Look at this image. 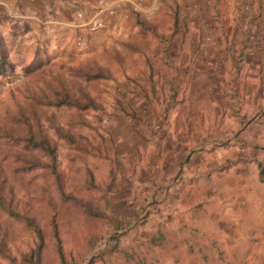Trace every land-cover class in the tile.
<instances>
[{"label": "rangeland", "instance_id": "1", "mask_svg": "<svg viewBox=\"0 0 264 264\" xmlns=\"http://www.w3.org/2000/svg\"><path fill=\"white\" fill-rule=\"evenodd\" d=\"M159 1L151 15L130 7L126 29L107 26L85 50L66 57L53 54V47L30 52L13 48L11 38L5 40L8 28L0 24L3 45L15 64L0 74L1 192L16 210L47 228L43 264H61L53 224L66 257L76 264H86L95 251L109 246L110 233L121 230V249L95 264H264V121L245 114L219 115L202 130L194 114L182 122L178 117L170 120L177 107L171 100L192 95L193 87L181 91L173 80L179 69L169 53L177 51L178 44L164 45L165 38L159 39L161 54L154 53L153 35H165L163 26L153 23ZM185 1L180 7L171 0L168 7L182 23L181 31H194L191 22L183 20L201 3ZM150 2L143 0L141 6ZM226 3L203 0L210 11L206 41L210 25L228 32L229 15L222 9ZM239 37L242 43L248 41L247 28ZM35 59L37 64L25 71L24 65ZM96 72L103 74L84 77ZM82 90L99 107L81 110L56 102L64 92L79 97ZM206 91L213 92L212 86ZM37 123L58 144L65 190L93 202L107 200L112 207L107 221L90 219L74 202L63 201L45 164L19 168L30 158L45 162L47 156L4 131L23 135L37 131ZM56 125L74 135L72 145L57 135ZM89 168L101 190L85 186ZM141 213L144 216L137 217ZM0 231L15 262L36 240L31 226L1 207ZM152 234L163 245L148 243L147 248ZM92 235L103 241L88 251ZM233 248L243 255L241 261H234ZM0 264H10L1 253Z\"/></svg>", "mask_w": 264, "mask_h": 264}, {"label": "crops", "instance_id": "2", "mask_svg": "<svg viewBox=\"0 0 264 264\" xmlns=\"http://www.w3.org/2000/svg\"><path fill=\"white\" fill-rule=\"evenodd\" d=\"M104 1L106 0H0L1 9L8 13L1 24L8 28L5 40L8 41L7 36L10 37L13 48L18 50L30 52L38 48L48 50L53 47V54L56 56L66 57L68 53L76 55L78 51L85 50L86 46L98 40L105 27L115 28L117 24L119 31L127 28L129 5L117 6L113 15L108 12L101 13L105 25L97 30L90 31L88 27L79 25V11L84 17H89ZM177 1L180 7L186 2ZM199 1L201 6L199 3L196 13L183 20L190 21L194 31H181L182 23L175 20V13L172 14L168 7L171 0H160L158 11L153 17V23L163 26L161 34H165L160 38L153 35L154 53L161 54V49L158 48L161 44L159 39L165 38L164 45L168 42L178 44V50L169 53L179 69V76L173 80L180 84L176 88L181 91L193 87L192 95L171 100L177 107L174 108L170 120L178 117L182 122V117L194 114L198 117L202 130L205 123L219 115L228 117L245 114L264 121V35L255 43L245 40L242 43L239 36L244 33L245 28L248 30L249 26L252 27L250 18L241 16L239 8L242 0H226L227 3L222 5V9L229 15V33L221 32L216 25H210L211 38L206 41L203 32L210 11L203 5V0ZM253 1V10L264 13V0ZM150 3L157 6V0H151ZM125 12H128V16H125ZM229 30L235 32L234 36ZM1 33L5 35V32ZM82 37L90 38V42L82 45ZM207 85L212 86L213 92L206 91ZM166 86L163 85L164 88Z\"/></svg>", "mask_w": 264, "mask_h": 264}, {"label": "trees", "instance_id": "3", "mask_svg": "<svg viewBox=\"0 0 264 264\" xmlns=\"http://www.w3.org/2000/svg\"><path fill=\"white\" fill-rule=\"evenodd\" d=\"M8 13L1 9L0 7V24L6 20ZM4 36L0 31V74H4L7 71H11L14 69V63L8 57L7 51L3 45ZM36 59L32 60L31 62L24 65L25 71H30L32 67L36 65ZM103 73L96 72V73H86V79H93L99 76H102ZM57 103H65L70 106H74L78 109H90V108H97L99 104L91 97V95L82 90L81 95L79 97H71V93L64 92L60 95L59 98L56 99ZM25 118V117H24ZM54 125V124H53ZM38 126V128H37ZM37 131L29 129L28 132L25 134H16L13 130L4 131L5 134L8 136H13L16 142L20 140L24 143L26 147L36 148L39 149L38 152L43 153L47 156V160L45 162L41 161L38 157H33L27 160L26 164L20 165V169H27L30 167H37L40 164H45V167L48 168L55 176L58 188L60 190V195L63 201H70L74 202L79 210L90 219H99L101 221H107L110 215V211L112 207L107 200H102V203L99 201H91L82 195H77L73 192H67L64 188L62 182V171L59 168L58 158H57V147L58 144L56 140L49 135L47 132H41V128L39 123H37ZM31 128V127H30ZM55 130L59 137H63L69 144H73L75 141L74 135L67 130L62 129L59 125L55 126ZM10 134V135H9ZM10 136V137H11ZM85 186L88 189H102V187L96 182L94 178V174L92 169L89 168L85 180ZM109 187V185H108ZM101 199V198H100ZM0 207L4 210L8 215L13 216L16 219H19L29 226H31L35 232L36 240L32 247L28 249V251L23 252L21 255V259L18 262H15V257L6 251V246L3 244V233L0 231V253L7 256L10 260V264H43V252L47 246V228L39 223L36 218L31 215H28L25 212H19L16 210L13 205L11 204L10 200H6L5 196L2 195L1 192V184H0ZM142 214V213H141ZM138 214L137 217H143L145 213L142 215ZM52 234L54 236L55 241V250L58 255L59 261L61 264H76L73 263L72 260H69L64 251L62 250L60 238L58 236L57 228L55 224H53ZM115 228H118L115 227ZM124 233V231H114L108 235L107 244L109 246L104 250H97L95 251L89 258V261L86 264H95L99 260L104 261L107 255L113 254L114 251L120 250V237ZM101 236L99 235H92L87 239V247L88 251L91 250L94 246L101 243ZM215 243V240H213ZM148 243H155L163 245L161 239L156 237V235H151L148 241L145 243L147 248H151ZM210 249L212 247L209 246ZM193 251V250H192ZM233 258L234 261H241L242 256L241 254H237L236 248H233ZM247 254V252H246ZM109 257V256H108ZM245 264V262H243Z\"/></svg>", "mask_w": 264, "mask_h": 264}, {"label": "built area", "instance_id": "4", "mask_svg": "<svg viewBox=\"0 0 264 264\" xmlns=\"http://www.w3.org/2000/svg\"><path fill=\"white\" fill-rule=\"evenodd\" d=\"M253 0H242L240 5V13L242 16L250 18L252 27H248L247 30V40L248 42L255 43L259 40V37L264 35V13L256 12L254 8ZM126 6L132 7L134 10H143L147 15L153 14L156 9V5H149L143 8L142 2L140 0H114V1H104L101 6H99L96 11L89 17H84L81 11L78 12L80 17L79 25L86 26L90 31L97 30L98 28L105 25L104 19L101 17V13L108 12L110 15L115 14L117 6ZM125 16H128V12L124 13ZM258 38V39H257ZM90 42V38L82 37L80 43L86 45Z\"/></svg>", "mask_w": 264, "mask_h": 264}]
</instances>
